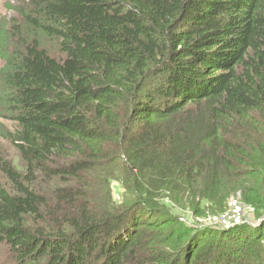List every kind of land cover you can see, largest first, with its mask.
<instances>
[{
	"label": "trees",
	"instance_id": "obj_1",
	"mask_svg": "<svg viewBox=\"0 0 264 264\" xmlns=\"http://www.w3.org/2000/svg\"><path fill=\"white\" fill-rule=\"evenodd\" d=\"M26 1L0 28L7 260L264 264V0ZM235 188L253 222L174 211Z\"/></svg>",
	"mask_w": 264,
	"mask_h": 264
},
{
	"label": "rangeland",
	"instance_id": "obj_2",
	"mask_svg": "<svg viewBox=\"0 0 264 264\" xmlns=\"http://www.w3.org/2000/svg\"><path fill=\"white\" fill-rule=\"evenodd\" d=\"M26 0H0V28L5 27L9 29L10 23L13 21H18L21 17L16 14L17 8H22L23 5L27 4ZM8 31L6 34H8ZM3 66V59L0 57V68ZM15 129V123L8 118L0 116V156L3 159H8L13 161L15 166L19 169L23 168V164L19 157L18 151L10 142L9 139L1 135V131H13ZM113 200L115 202L121 201L124 194V188L119 182L113 181L111 183ZM167 202V200L165 199ZM204 206V205H203ZM207 208V205L204 206ZM174 211L179 215V217L188 223H199V224H209V223H219L224 225V227L248 224L253 222L256 218L254 215V209L242 201V191L239 188H235L231 191L227 199L225 200V206L221 210L222 213L215 214L213 209L202 210L204 215L199 217L193 216V214L187 208H182L181 206L175 207ZM264 217V215H262ZM4 249L0 248V264H13L12 260L8 259Z\"/></svg>",
	"mask_w": 264,
	"mask_h": 264
}]
</instances>
